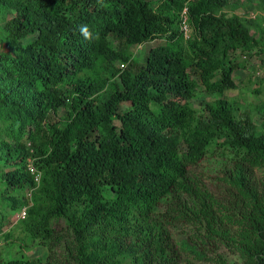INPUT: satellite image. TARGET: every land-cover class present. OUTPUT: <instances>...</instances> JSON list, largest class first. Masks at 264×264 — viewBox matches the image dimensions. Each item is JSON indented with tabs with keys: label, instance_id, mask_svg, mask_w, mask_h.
<instances>
[{
	"label": "trees",
	"instance_id": "16d2710c",
	"mask_svg": "<svg viewBox=\"0 0 264 264\" xmlns=\"http://www.w3.org/2000/svg\"><path fill=\"white\" fill-rule=\"evenodd\" d=\"M241 9V0H0V241L14 246L18 228L26 246L49 250L47 263L20 252L0 253V264H181V251L226 263L217 251L230 246L264 264V173L255 178L264 102L258 125L224 97L249 60L261 59L255 76L264 68V16ZM201 92L211 100L197 108ZM217 163L214 192L193 170Z\"/></svg>",
	"mask_w": 264,
	"mask_h": 264
},
{
	"label": "rangeland",
	"instance_id": "374dc122",
	"mask_svg": "<svg viewBox=\"0 0 264 264\" xmlns=\"http://www.w3.org/2000/svg\"><path fill=\"white\" fill-rule=\"evenodd\" d=\"M244 3V9L238 10L237 13L241 16H244L246 12H249L250 14H255L260 17L264 16V4L260 3L258 0H252L253 9L248 7L247 1L241 0ZM249 10V11H248ZM258 17V18H259ZM5 22L0 21V36L3 33V26ZM4 48L0 47V54L3 52ZM147 52V47H142L136 50L135 52V60L140 63L143 61V58ZM239 57V54L236 55ZM242 58V57H240ZM244 58L241 59V61ZM261 61L260 58H254L249 60L246 63V68L239 70L236 73V81L238 84V88L227 92L224 97L233 101L236 106V117H242L245 115L251 116V118L257 123L258 125H261L263 123V116L259 112V108L261 107L262 103L264 102V85H260L261 80H257L256 76L254 75V68L257 67V64ZM256 90H260V93H255ZM112 93L111 88H108L103 94L99 96V100L103 101L106 100L107 97H109ZM199 99L195 100V104L197 108H201V105L211 100V98L206 97L202 92L198 94ZM63 114L64 112L61 111ZM219 163H217L215 166L212 164L209 169L207 170L206 167L200 166L199 168H196L193 170L194 174L199 177L202 181L206 182L211 179L212 176H214L215 170L217 168ZM219 168V167H218ZM264 173V170H260L255 175L256 179H261L262 175ZM210 183V188L217 192V188H220L219 184ZM1 210V207H0ZM10 216H12V213H10ZM14 236L16 237V240L14 241V246L10 244H7L4 242L3 244H0V253L5 258L7 257H20L21 254H26L27 258L32 261H36L39 259H43V262L48 261L49 259V250L39 244H35L33 246H26L25 244L28 243L24 240V236L22 239L18 240V228L14 229ZM191 234L194 236L195 232L191 231ZM59 236L58 238L63 239L66 238ZM218 255L223 256L226 259V263L223 261H219L216 259L215 254L212 255L214 259L208 260V261H197L193 259L191 256H189L186 252L181 251L182 254V262L181 264H251L250 259L243 255V253L240 251V249L237 246H230V247H221L218 251Z\"/></svg>",
	"mask_w": 264,
	"mask_h": 264
},
{
	"label": "built area",
	"instance_id": "2783aa9c",
	"mask_svg": "<svg viewBox=\"0 0 264 264\" xmlns=\"http://www.w3.org/2000/svg\"><path fill=\"white\" fill-rule=\"evenodd\" d=\"M251 18H256V15L255 14H251L250 15ZM181 31L182 33L184 34V36L186 37V39H188L190 36H191V26L189 24V7L186 6L184 8V10L182 11V14H181ZM257 77H264V68L260 69L257 74H256ZM31 171L33 173H36V170L34 168H30ZM40 180V174H36V181H39ZM27 215V209L24 208L17 216V219H25Z\"/></svg>",
	"mask_w": 264,
	"mask_h": 264
},
{
	"label": "clouds",
	"instance_id": "9594fccd",
	"mask_svg": "<svg viewBox=\"0 0 264 264\" xmlns=\"http://www.w3.org/2000/svg\"><path fill=\"white\" fill-rule=\"evenodd\" d=\"M257 16V15H256ZM255 19V18H254ZM180 28H181V26H180ZM191 30H192V27H191ZM79 32H80V34L85 38V39H88V40H92V39H94L95 37L93 36V33H91L90 31H89V29H88V27H87V25H80L79 26ZM183 34V33H182ZM183 36H184V34H183ZM191 37H192V31H191V36L188 38V39H186V37L184 36V38L186 39V40H189V39H191ZM140 48H142V47H140ZM24 209V208H23ZM22 209V210H23ZM27 209V208H26ZM21 210V211H22ZM20 211V212H21ZM19 212V213H20ZM18 213V214H19ZM18 214H16L15 215V217H13V219L11 220V224L8 226V227H6V229L4 230V233L5 232H7V231H9V230H12V227L13 226H15V225H17L20 221H22V220H24V219H17V216H18ZM26 217H27V215H26ZM25 217V218H26ZM0 244H3V242L2 241H0Z\"/></svg>",
	"mask_w": 264,
	"mask_h": 264
}]
</instances>
